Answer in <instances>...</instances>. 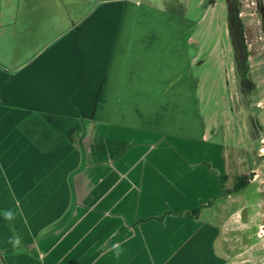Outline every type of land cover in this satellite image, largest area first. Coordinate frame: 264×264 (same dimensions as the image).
Listing matches in <instances>:
<instances>
[{
    "label": "crops",
    "instance_id": "obj_1",
    "mask_svg": "<svg viewBox=\"0 0 264 264\" xmlns=\"http://www.w3.org/2000/svg\"><path fill=\"white\" fill-rule=\"evenodd\" d=\"M126 5L103 1L36 52L0 19V264L221 263L216 229L187 214L223 198V164L194 148L193 112L162 129L177 101L156 89L159 56L145 78L161 37Z\"/></svg>",
    "mask_w": 264,
    "mask_h": 264
},
{
    "label": "rangeland",
    "instance_id": "obj_2",
    "mask_svg": "<svg viewBox=\"0 0 264 264\" xmlns=\"http://www.w3.org/2000/svg\"><path fill=\"white\" fill-rule=\"evenodd\" d=\"M103 1L117 0H0V19L3 25L12 22L4 27L6 31L17 30L22 35L25 30L32 36L35 40L23 45L36 52ZM118 1L129 8L149 9L155 18L148 23L146 34L161 39L158 45L154 42L158 47L154 52H146L150 58L145 61L146 82L157 72L151 64L159 56L163 74L156 89H168V102L177 101L175 110L164 107L169 91L161 92L162 129L170 125L180 129L183 116L189 118L193 112L192 137L200 142L194 148L200 149L202 159L220 160L226 189L231 190L239 176L250 179L244 190L200 204L195 220L218 232L211 248L213 256L219 264H264V0ZM111 15L120 17V8L115 6ZM233 25H241L243 42ZM146 45L152 46V42ZM244 46L248 59L242 82L234 61L243 63ZM166 81H170L168 87ZM170 113L178 117L175 124L168 122ZM196 157L193 162L214 171L211 161Z\"/></svg>",
    "mask_w": 264,
    "mask_h": 264
},
{
    "label": "trees",
    "instance_id": "obj_3",
    "mask_svg": "<svg viewBox=\"0 0 264 264\" xmlns=\"http://www.w3.org/2000/svg\"><path fill=\"white\" fill-rule=\"evenodd\" d=\"M234 18H236L238 20L237 12H235ZM233 29L235 31L234 33L236 35H238L240 40L243 42V32H242L243 30H242L241 25H236V26L233 25ZM247 57H248V53H246V49H245V46H244L243 60L246 61ZM242 73H245V70L242 71ZM249 181H250V179L248 177L239 176L236 179L233 188L231 190H229V189H226V187H225L226 182H227L226 175L219 176V182H220L221 189L223 190V195L224 196H230L233 193H238V192L244 190L249 185ZM201 209H202V207L194 209L193 211L188 213L187 216L190 217V218H195L200 213Z\"/></svg>",
    "mask_w": 264,
    "mask_h": 264
},
{
    "label": "flooded vegetation",
    "instance_id": "obj_4",
    "mask_svg": "<svg viewBox=\"0 0 264 264\" xmlns=\"http://www.w3.org/2000/svg\"><path fill=\"white\" fill-rule=\"evenodd\" d=\"M237 21V20H236ZM239 21V20H238ZM232 35V34H231ZM246 49V48H245ZM247 53V52H246ZM248 57L246 58V61H247ZM246 61H243V63H240V62H237V61H234L235 63V68L238 72V74L240 75L241 77V80L242 82H244V79L246 78V70H247V62ZM245 70V73H242V71ZM245 84H249V82L246 80ZM263 232V231H262Z\"/></svg>",
    "mask_w": 264,
    "mask_h": 264
},
{
    "label": "built area",
    "instance_id": "obj_5",
    "mask_svg": "<svg viewBox=\"0 0 264 264\" xmlns=\"http://www.w3.org/2000/svg\"><path fill=\"white\" fill-rule=\"evenodd\" d=\"M262 153H263V151H262Z\"/></svg>",
    "mask_w": 264,
    "mask_h": 264
}]
</instances>
